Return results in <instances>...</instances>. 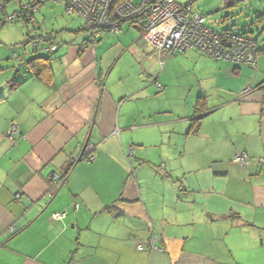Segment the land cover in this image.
Returning <instances> with one entry per match:
<instances>
[{
	"label": "crops",
	"instance_id": "obj_1",
	"mask_svg": "<svg viewBox=\"0 0 264 264\" xmlns=\"http://www.w3.org/2000/svg\"><path fill=\"white\" fill-rule=\"evenodd\" d=\"M192 8L232 29L261 19L264 0ZM131 29L38 32L56 46L43 81L25 63L45 52L0 39V264H264V53L236 66L188 50L160 67ZM87 143L94 160L53 184Z\"/></svg>",
	"mask_w": 264,
	"mask_h": 264
},
{
	"label": "built area",
	"instance_id": "obj_2",
	"mask_svg": "<svg viewBox=\"0 0 264 264\" xmlns=\"http://www.w3.org/2000/svg\"><path fill=\"white\" fill-rule=\"evenodd\" d=\"M6 0H0V13L5 7ZM181 5L174 0H28L20 9L12 15L2 18L5 24L23 21L33 16L41 6L50 2L52 5H61L68 15L77 14L84 23V29L89 31L93 38L100 35L102 29L112 34L119 33L124 23L137 22L141 28V39L154 49L160 67L171 56L194 50L200 54L215 60L227 61L237 66H255L257 54L254 51L252 38L236 33H215L205 26V19L192 8L194 2ZM33 23V21H31ZM32 46L38 47L34 41ZM50 51L56 47L51 46ZM15 57V55H13ZM161 89L160 85H157ZM248 87L242 93H247ZM19 134L15 124L9 128L7 137L13 140V136ZM95 146L86 144L77 150V157L72 162L91 163L94 160ZM250 158L244 153L236 154L234 162L240 167L249 165ZM264 163V158H260ZM53 184L61 182V175L54 174L51 177ZM19 195L15 199H19ZM49 199L51 192L47 193ZM77 208V205H75ZM65 212L53 213L51 219L61 221L65 218ZM143 250L142 246H138Z\"/></svg>",
	"mask_w": 264,
	"mask_h": 264
},
{
	"label": "rangeland",
	"instance_id": "obj_3",
	"mask_svg": "<svg viewBox=\"0 0 264 264\" xmlns=\"http://www.w3.org/2000/svg\"><path fill=\"white\" fill-rule=\"evenodd\" d=\"M10 1V2H9ZM28 0H21V5H24ZM20 8V4L17 0H8L7 7H6V14L12 15L13 13L17 12ZM245 6L242 7L244 9ZM235 23L234 29L237 33L246 31L250 32L251 36L258 39V42L260 46L264 44V14L262 13L261 19H257L256 21V15H250L246 17L244 16H235L233 18ZM26 25V26H25ZM60 25V26H59ZM67 25L73 29V34L75 35L76 31L79 30V28H82L83 21L79 18L77 14L68 15L66 14L63 6L57 5L53 6L50 2H47L43 6L39 8V10L33 15V23L25 24L23 21H17L15 23H8L3 25L0 29V39L3 43L6 44L8 42L10 45V48L18 49V48H24L21 43L26 41V34L28 32L34 33L35 35L39 36L42 33L38 34L40 31H54V36L52 38H57V35H64L63 32H59L61 29V26ZM39 27V28H38ZM220 27V26H219ZM226 26H221L220 28H214L215 30L221 31L222 29H226ZM126 30L124 31L123 35L119 38V40H126ZM84 32V31H83ZM82 31L80 32L83 33ZM132 34L136 38H139L141 33H139L135 29H131ZM86 35L89 36L88 32H84ZM31 34V35H32ZM79 34V32H78ZM108 34V33H107ZM113 34L109 33L108 38L112 37ZM118 37V35H116ZM105 38V40H107ZM130 40V38H128ZM6 41V42H5ZM46 43L40 44V51H36L31 54V56H34L35 54H42L44 51L41 50V47L45 46ZM28 52L31 53L32 50L34 51L35 48L32 46V44L27 45ZM89 144V143H87ZM86 145V144H85ZM84 145V146H85ZM235 163V162H234ZM236 164V163H235Z\"/></svg>",
	"mask_w": 264,
	"mask_h": 264
},
{
	"label": "trees",
	"instance_id": "obj_4",
	"mask_svg": "<svg viewBox=\"0 0 264 264\" xmlns=\"http://www.w3.org/2000/svg\"><path fill=\"white\" fill-rule=\"evenodd\" d=\"M64 8V7H63ZM20 9V8H19ZM65 10V8H64ZM31 20H29V18H27L26 20H24L23 23L25 24H30L31 21L33 20V16H31L30 18ZM81 19V18H80ZM258 19V18H257ZM256 19V21H257ZM82 20V19H81ZM128 23H135V22H128ZM0 25L3 26L5 25V23L3 22V20L1 19L0 20ZM26 26V25H25ZM121 29V28H120ZM210 29V28H209ZM82 31L84 32H88L89 33V36H88V41L89 42H96L98 40V38L103 34V33H110L108 30H105V29H102L101 32H100V35L96 38H93L92 35L90 34L89 31H86L84 29V23L82 25V28H81ZM212 30V29H210ZM213 32L215 33H223V32H229V33H236V34H239V35H244V36H248L250 38H252V40L254 41V51L255 53L257 54V56L261 53H264V44H262L260 46L259 42H258V39L257 38H254L251 36V33L250 32H246V31H243V32H240V33H237L236 31H234V29H224V30H221V31H215V30H212ZM120 32V30H119ZM141 32V31H140ZM112 34V33H111ZM26 41L23 42V45H29V44H32L34 41H37L38 42V47H40V44L41 43H46L45 46L42 47V50L45 52L44 55H35L34 57H32L31 59L27 60L26 61V67L27 69L32 73V75L34 76V78L40 80V81H43V77H44V73L45 71L47 70L48 66H49V63L51 61V58L54 54V52L56 51H50L49 48L51 46H53L52 43V39L49 37V36H31L29 33L26 34ZM264 43V42H263ZM34 47V46H33ZM54 47H56L54 45ZM35 50L34 52L36 51H39L37 49V47H34ZM194 51V50H192ZM197 52V51H195ZM198 54H200L199 52H197ZM181 54V53H180ZM201 56H204L202 54H200ZM16 56V55H15ZM175 56V55H174ZM17 57V56H16ZM15 57V58H16ZM173 57V56H171ZM206 57V56H204ZM208 58V57H206ZM169 59V58H168ZM167 59V60H168ZM237 66V65H236ZM157 85V84H156ZM199 106V104L197 105ZM198 110V109H197ZM197 110H196V115L194 116L195 118L193 119V122H192V126H196L198 124V120L200 119L201 117V114L198 115L197 113ZM82 162V161H81ZM76 162H71L69 165H68V168L66 171H64V173L61 174V182L65 181L66 180V177L68 175V172L69 170L72 168V166L75 164Z\"/></svg>",
	"mask_w": 264,
	"mask_h": 264
}]
</instances>
